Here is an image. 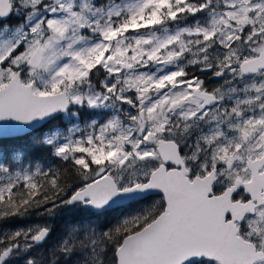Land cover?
<instances>
[{"label": "snow or ice", "instance_id": "1", "mask_svg": "<svg viewBox=\"0 0 264 264\" xmlns=\"http://www.w3.org/2000/svg\"><path fill=\"white\" fill-rule=\"evenodd\" d=\"M0 264H264V0H0Z\"/></svg>", "mask_w": 264, "mask_h": 264}, {"label": "trees", "instance_id": "2", "mask_svg": "<svg viewBox=\"0 0 264 264\" xmlns=\"http://www.w3.org/2000/svg\"><path fill=\"white\" fill-rule=\"evenodd\" d=\"M70 218L67 216L58 217L55 221L57 229H60L63 227V225L69 220Z\"/></svg>", "mask_w": 264, "mask_h": 264}]
</instances>
